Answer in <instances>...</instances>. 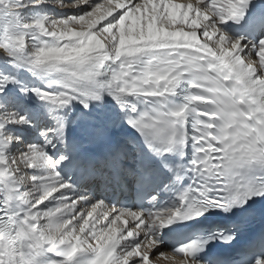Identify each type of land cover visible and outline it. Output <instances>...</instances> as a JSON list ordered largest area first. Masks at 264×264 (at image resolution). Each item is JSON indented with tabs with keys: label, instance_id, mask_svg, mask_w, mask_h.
I'll return each instance as SVG.
<instances>
[{
	"label": "snow or ice",
	"instance_id": "snow-or-ice-1",
	"mask_svg": "<svg viewBox=\"0 0 264 264\" xmlns=\"http://www.w3.org/2000/svg\"><path fill=\"white\" fill-rule=\"evenodd\" d=\"M0 264H264V0H0Z\"/></svg>",
	"mask_w": 264,
	"mask_h": 264
}]
</instances>
